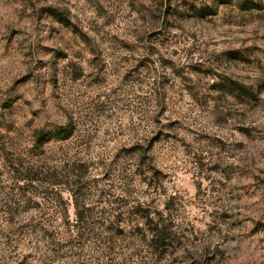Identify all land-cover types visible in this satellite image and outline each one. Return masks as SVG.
I'll return each mask as SVG.
<instances>
[{
    "label": "rangeland",
    "instance_id": "obj_1",
    "mask_svg": "<svg viewBox=\"0 0 264 264\" xmlns=\"http://www.w3.org/2000/svg\"><path fill=\"white\" fill-rule=\"evenodd\" d=\"M0 264H264V0H0Z\"/></svg>",
    "mask_w": 264,
    "mask_h": 264
},
{
    "label": "trees",
    "instance_id": "obj_2",
    "mask_svg": "<svg viewBox=\"0 0 264 264\" xmlns=\"http://www.w3.org/2000/svg\"><path fill=\"white\" fill-rule=\"evenodd\" d=\"M236 88L234 87V89H232V91H230L231 93L235 92ZM71 135V128L69 127V125H65V126H61L57 129H55L53 132H49L44 134V137H41L42 139H38L41 140V142H43L46 139H57L60 141L66 140L68 139V137ZM53 176L56 178L55 182L57 181V184H63L66 186H70L71 184H74L76 187H80L79 183V179L80 177L76 176V181H72L71 179L73 178V176H75L73 172H76V169L74 168V166H72L71 164H69L68 160L62 161L61 163H59V166H56L53 168ZM73 183H70V182ZM139 205V209H140ZM142 210V209H141ZM142 214L138 215L139 218V222L144 224L146 226L145 231H147V233H149L150 231V236L151 238H153L155 241L159 240L160 242H162L161 244L165 245L166 243L165 240L166 235L164 233L165 231V226H163L162 222L158 221L153 223V225L151 227H149V214L146 213V211H141Z\"/></svg>",
    "mask_w": 264,
    "mask_h": 264
}]
</instances>
